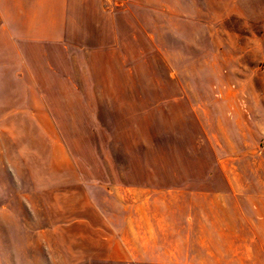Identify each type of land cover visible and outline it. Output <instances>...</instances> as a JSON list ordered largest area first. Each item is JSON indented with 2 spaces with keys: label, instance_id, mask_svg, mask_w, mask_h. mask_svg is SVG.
Listing matches in <instances>:
<instances>
[{
  "label": "rangeland",
  "instance_id": "1",
  "mask_svg": "<svg viewBox=\"0 0 264 264\" xmlns=\"http://www.w3.org/2000/svg\"><path fill=\"white\" fill-rule=\"evenodd\" d=\"M110 9L103 40L89 41L107 50L87 59L27 51L36 81L26 99L37 105V88L46 98L35 119L0 114V204L28 213L31 264H47L38 229L75 214L85 197L117 217L121 202H211L227 187L224 169L264 178V0ZM13 213L0 216V239L20 238Z\"/></svg>",
  "mask_w": 264,
  "mask_h": 264
},
{
  "label": "crops",
  "instance_id": "2",
  "mask_svg": "<svg viewBox=\"0 0 264 264\" xmlns=\"http://www.w3.org/2000/svg\"><path fill=\"white\" fill-rule=\"evenodd\" d=\"M121 1L0 0V114L35 119L46 106L42 89L35 90L37 105L26 99L28 83L36 81L29 73L35 63L28 50L57 48L86 59L107 50L89 41L103 40L110 3ZM21 157L24 163V152ZM8 171L17 177L11 166ZM223 173L227 187L215 192L211 202H121L114 217L89 196L75 214L65 213L39 228L33 240L43 248L47 264H264V178L254 183L251 178L260 174L254 170ZM14 210L19 211L21 235L0 239V264H31L28 213L25 218L23 205L0 204V216Z\"/></svg>",
  "mask_w": 264,
  "mask_h": 264
}]
</instances>
